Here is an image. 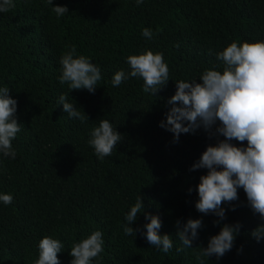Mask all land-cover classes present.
Masks as SVG:
<instances>
[{
  "label": "trees",
  "instance_id": "1",
  "mask_svg": "<svg viewBox=\"0 0 264 264\" xmlns=\"http://www.w3.org/2000/svg\"><path fill=\"white\" fill-rule=\"evenodd\" d=\"M13 2L12 10L0 13V88L7 87L17 101L21 130L12 141L15 158L0 153V194L13 197L9 205L0 201V264H33L45 236L63 244L58 259L70 264L73 243L94 231L102 233L104 251L92 264H264V240L251 235L264 221L253 214L242 188L237 201L222 205L221 224L241 225L234 247L222 258L197 260V247L207 248L220 226L214 224L218 217L195 208L207 170L190 169L208 146L225 138H209L201 128L174 143L173 134L159 126L166 122L176 82L199 83L205 70L222 71L217 53L233 41H264V0ZM56 6L69 11L57 17ZM144 28L152 30L151 39L142 35ZM72 46L100 69L94 94L59 81L60 57ZM148 50L163 54L169 68V81L156 96L143 92L142 78L129 76L126 60ZM118 71L128 78L114 87ZM61 95L85 112L83 123L63 111ZM100 119L122 135L103 160L88 143ZM140 197L143 209L131 227L146 232L150 220L143 210L159 217L160 234L173 242L168 253L140 232L124 233L125 217ZM189 219H201L203 227L192 248L178 252L176 223L182 228Z\"/></svg>",
  "mask_w": 264,
  "mask_h": 264
},
{
  "label": "clouds",
  "instance_id": "2",
  "mask_svg": "<svg viewBox=\"0 0 264 264\" xmlns=\"http://www.w3.org/2000/svg\"><path fill=\"white\" fill-rule=\"evenodd\" d=\"M49 2L52 3V0ZM136 2L139 6L143 0ZM14 7L13 0H0V13H7ZM52 11L61 17L69 10L64 6H56L52 7ZM142 35L151 39L153 32L144 28ZM216 58L223 62L222 71L205 70L199 83L183 80L175 83L176 92L167 101L170 108L166 113V122L162 121L159 125L173 134L174 143L179 141L181 134H195L201 128L209 134V138L216 134L225 138L215 146H208L190 169L207 170L200 177L196 189L199 199L195 208L205 216L212 214L218 217L214 224L220 226L219 233L209 238L207 248L197 247L200 249L197 260L212 256L222 258L234 247L241 225L221 224L226 219V209L222 205H232L237 201L238 189L242 188L245 192L253 214H258L264 221V41H233L217 53ZM126 60L131 69L129 76L142 78L144 93L156 96L169 81V68L161 53L154 54L148 50L143 54L129 55ZM59 63L61 84L67 83L72 91L87 90L94 94L101 73L88 57L77 55L75 46H72L61 55ZM127 78L124 71H118L112 77V85L117 87ZM9 92L7 87L0 88V153L15 158L12 141L21 130V124L16 119L17 101L10 97ZM59 103L69 117L84 122L87 115L68 102L66 95L59 97ZM217 122L219 126L213 132ZM121 140L122 135L114 130L113 125L107 119H100L99 126L90 132L88 143L96 156L103 160L112 154ZM233 140L241 144L246 141L247 146L237 147L231 143ZM191 191L189 188L188 192ZM0 201L9 205L13 197L0 194ZM142 209L140 197L125 217L127 225H122L124 233L136 236L140 232L151 246L168 253L173 242L171 236L160 234L159 217L150 216L143 210L145 220H150L143 226L146 232L131 227ZM229 210L235 211V206ZM176 227V236L182 245L177 248L179 252L184 248H192L203 222L201 219H189L181 228L177 221ZM251 235L257 242L264 240V223L258 225ZM103 246L102 233L92 232L87 238L73 243L69 252L72 257L70 264H92L93 259L104 251ZM62 248L63 244L59 240L45 236L38 243V259L33 264H60L58 254ZM240 251L242 249H238V253Z\"/></svg>",
  "mask_w": 264,
  "mask_h": 264
}]
</instances>
